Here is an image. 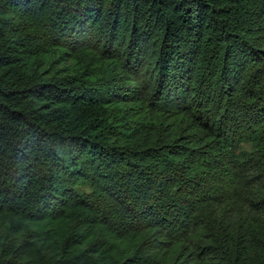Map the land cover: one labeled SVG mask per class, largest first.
Instances as JSON below:
<instances>
[{"label":"trees","instance_id":"obj_1","mask_svg":"<svg viewBox=\"0 0 264 264\" xmlns=\"http://www.w3.org/2000/svg\"><path fill=\"white\" fill-rule=\"evenodd\" d=\"M0 264H264V0H0Z\"/></svg>","mask_w":264,"mask_h":264},{"label":"rangeland","instance_id":"obj_2","mask_svg":"<svg viewBox=\"0 0 264 264\" xmlns=\"http://www.w3.org/2000/svg\"><path fill=\"white\" fill-rule=\"evenodd\" d=\"M241 148H247V143L245 142H242V143H239ZM245 149H239V151H244Z\"/></svg>","mask_w":264,"mask_h":264}]
</instances>
